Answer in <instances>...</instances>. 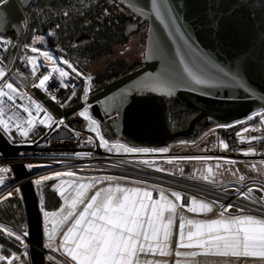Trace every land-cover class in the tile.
<instances>
[{"label":"water","instance_id":"95a60500","mask_svg":"<svg viewBox=\"0 0 264 264\" xmlns=\"http://www.w3.org/2000/svg\"><path fill=\"white\" fill-rule=\"evenodd\" d=\"M32 1L0 3V37H6L11 31L15 35L5 67L25 87L29 85L14 71L12 61L16 45L26 30L22 17ZM116 1L139 19L126 24L124 36L147 23L140 66L96 89L88 87L87 101L85 91H78V96H73L64 107L46 98L40 89L30 87L55 115L70 117L91 105L89 111L99 122L103 116H113L108 122L116 139L132 147L161 149L177 138L191 135L203 118L212 126L226 125L264 109V0H158L163 21L155 16L151 0ZM84 37L86 33L81 32L75 40ZM67 39L70 42L72 38L67 34ZM181 59L206 83L196 84L183 73ZM157 76L165 81L159 90L146 88V84H151L150 78ZM71 78L77 89L79 80L72 75ZM169 99L180 101L195 112L183 129H170ZM33 148V145L12 143L0 129V157L16 158L21 151ZM152 155L156 159L146 165L163 160L175 168L179 164V159L172 160L171 153ZM250 166L254 172L258 171L256 163L251 162ZM207 167L213 168V164L204 163L203 175ZM10 168L14 180H21L30 172L23 164H11ZM260 168L264 171V163ZM19 197L28 232L25 241L29 264H44L47 250L41 212L30 180L20 182Z\"/></svg>","mask_w":264,"mask_h":264},{"label":"snow or ice","instance_id":"6c2138e0","mask_svg":"<svg viewBox=\"0 0 264 264\" xmlns=\"http://www.w3.org/2000/svg\"><path fill=\"white\" fill-rule=\"evenodd\" d=\"M6 3L7 0H4ZM151 8L157 18L163 21L164 17L161 13V4L158 0H151ZM67 15V13H65ZM37 40L43 41V37H37ZM27 47V46H25ZM32 53H38L47 61L53 64L57 63V58L49 51L40 52L36 47L31 48ZM28 64L32 65V74L35 76L38 66L35 56L26 57ZM60 62L67 65L76 76L82 74L69 63L66 59H61ZM2 63V62H0ZM184 64L183 73L187 75L196 84H204L206 81L198 76L190 69L184 60H180ZM52 73H59L61 85L69 87L64 83L69 76V73L62 67H53L51 73L43 75L38 83L33 84L34 88L48 90V82L53 79ZM164 73L161 74L163 76ZM7 73L5 67L0 66V129L9 133L11 131L10 124L14 120L18 121L15 124L20 135L27 137L29 132L36 126L37 117L43 113V118L38 120V123L51 128L53 124L64 125V120H55L50 112L43 107L41 103L33 100L31 96H27L26 92L19 91L18 87L14 86L13 82L6 79ZM161 76L150 78L151 84H146L145 87H150L152 91H158L165 81ZM91 81V77L87 78ZM88 90H85V101H87ZM73 95L75 92L73 91ZM27 96L29 105L17 104V98L21 101ZM51 99L56 100V96L52 95ZM64 105L62 104L61 107ZM35 109V115L31 110ZM91 105L84 107L78 113L80 117L88 121L89 130L99 137V146L104 147L109 152L115 150L117 153L125 154L133 153H166L168 148L152 149L129 147L124 144H112L100 134L99 122L94 119L89 111ZM13 108H20L27 114L26 119L16 116L7 115V111ZM255 116L262 117L264 123V112H257ZM254 116H249L248 119H254ZM27 127H24V125ZM244 131H249L245 128ZM258 139L251 137L247 142ZM91 142V139L88 141ZM224 149L228 145L223 141L220 142ZM254 154L253 149H248L243 152V155ZM79 155V154H77ZM181 159H212L209 157H187ZM223 159L225 164H235L228 158ZM148 164V161H141ZM171 163V161H169ZM264 163V162H262ZM31 167V166H29ZM217 168L221 165L217 164ZM256 166L253 165V168ZM10 169L0 167V174L8 173ZM156 171H164L157 168ZM206 174L200 178L214 183V171L212 167H207ZM75 172H55L52 176H43L37 179L35 183L41 184L42 181L58 178L61 176L74 177ZM235 175V173H233ZM108 180L116 178L107 177ZM244 176L239 177V183H243ZM6 183V177L0 175V187ZM102 180L93 179L88 183L73 182L68 184L67 188L59 190V195L64 199V205L59 212H44L45 219L51 224L50 229L46 228L45 233L49 241V247L55 242L56 236L60 234V229L65 224L71 221L70 226L63 231L59 241L57 251H62L63 254L74 264H142L141 257L171 255V240L175 221L179 219V233L176 242L177 249H191L192 251L181 252L176 251L177 257L190 256L197 257L199 255H212L219 257L233 258H261L264 259V217H258L251 214H245L243 208H238L239 215L232 216L230 211L233 208L232 204L226 207L221 205L219 218L212 220H195L188 219L179 214L178 209L186 208L187 212L194 214H206L213 211L215 202H206L192 197L190 202L185 205L180 192L172 191L169 199L164 190L159 191L158 198L153 197V192L141 187H122L119 184L115 186L99 187ZM142 183V182H137ZM155 187V186H154ZM71 189V191H69ZM96 189L94 194L89 195V191ZM18 191V190H17ZM237 193L243 199H252L254 191L264 193V186L257 188L248 187L246 192H241L239 188ZM67 192V195H66ZM12 195L11 192L5 197ZM254 203L264 205V195H261L259 200H253ZM83 206L82 209L80 206ZM49 217L52 219L49 220ZM187 227V233L185 231ZM8 237H14L20 244H24V237L28 236V232L24 231L22 235L16 234L11 230H6ZM26 247V246H25ZM2 248V246H0ZM27 256V252L24 253ZM20 260L16 253L6 257L0 254V262L3 264H15V261ZM67 264V262H65ZM143 264H168L167 260H151L144 259ZM180 264V260L176 261Z\"/></svg>","mask_w":264,"mask_h":264},{"label":"built area","instance_id":"2783aa9c","mask_svg":"<svg viewBox=\"0 0 264 264\" xmlns=\"http://www.w3.org/2000/svg\"><path fill=\"white\" fill-rule=\"evenodd\" d=\"M4 0H0V3ZM26 27V26H25ZM22 41L16 45V51L13 57L12 65L14 66L15 61L18 55H21ZM4 41L0 37V66L5 67V62L8 54L3 53ZM53 67H62L67 71L62 65H47L36 71L35 76L31 78L28 83V87L23 86L18 80H16L13 75L10 73V70L5 67L7 76L6 79L9 82H13L14 86L18 87L19 91L26 92L27 96H31L33 100H36L38 103H41L44 108L51 113L55 120H64V125L53 124L51 128L42 127L38 123V117L43 115L40 113L37 117L36 126L29 132L27 137L20 135L17 131L15 124V118L11 122V130L15 133L14 144L22 145H33V149L23 150L20 152L19 156L16 158H2L0 157V165L10 169L8 173L1 174L6 177V183L4 186L0 187V198L7 196L9 192L12 195L19 196V184L24 180H30L33 184L35 181L44 175L54 174L55 172H66L72 171L75 172V177L78 178H91L102 180V184H98L97 188L104 186H112L119 184L120 186L126 187H141L151 190L153 192H159L161 189L165 191L166 195L169 196V199L174 200V197H171L170 189L176 190L181 193L183 197L184 204H187L189 201V196H195L206 202H215L213 205V211L206 214H194L187 212L185 208L178 209L179 214L199 220H211L219 218V213L222 210L221 205L225 207L228 204H232L235 212L230 214L232 216L239 215L237 211L238 208H243L245 214H251L258 217H264V205L260 203H254L253 200H259L261 193L259 191H254L252 194V199H243L236 191L237 188L241 192H246L248 187H253L254 189L260 186H264V177L258 176L257 172L249 174L243 169L238 170L236 163H245L250 166L251 162L259 165L264 162V123H262L261 116H255V113L252 114L255 118L246 123L243 127L238 128L231 134V138L234 140V144H228V141L222 136L218 135L216 139L217 153L213 154L214 156V166L221 164L225 167L223 159L216 158H228L232 161H235V164H227L228 167H233L230 171L223 172V177L217 178L214 183L192 179L183 175H177L174 173H167L164 171H156L150 165L142 163V159L147 160L148 158L154 157L153 155L143 153L142 156L134 157L131 154H122L117 153L115 150L109 152L107 149H102L103 147L99 146V139L97 136L90 132L85 125L75 126L74 123L70 122L68 117H58L52 111H50L42 100L38 99L31 91L30 87L33 84L38 83L39 79L43 75H48L51 73ZM68 72V71H67ZM69 73V72H68ZM53 79L48 82V90L40 89L46 98L51 99L52 95L56 96V100L52 101L57 105L67 106L70 99L75 96L73 91L76 92V86L74 81L71 78V74L64 83L69 85V87H64L61 85V78L59 73H52ZM27 96L23 101L17 98V104H23L25 106H30ZM63 106V107H64ZM35 115L34 107H31ZM258 112H262L261 110ZM20 118L27 117V114L22 111L20 108H13L7 111L8 116L13 114ZM257 113V112H256ZM24 127H27L25 124ZM247 128L249 131H244ZM38 133H41L38 136ZM251 137H257L258 139L247 142ZM89 139L91 142L89 143ZM221 141L228 145L226 152L220 149ZM109 142V145L116 144ZM253 149L254 154L252 155H243V152L248 149ZM153 149V148H152ZM242 149V151H238ZM79 154V155H77ZM142 154V153H141ZM232 155V156H231ZM11 164H23L30 172L21 180H14L13 173L11 171ZM31 166V167H29ZM234 171V172H233ZM260 171L261 168H260ZM231 173V174H230ZM235 173V175H233ZM264 175V171H262ZM244 176L245 180L243 183H239V177ZM107 177H113L116 179L108 180ZM142 183H137V182ZM35 186V185H34ZM155 186V187H154ZM18 190V191H17ZM96 189L89 191V195L95 192ZM176 225L179 223L177 218L175 221ZM44 230L46 228L50 229L49 223H43ZM22 235L20 233H17ZM60 235L56 236L54 245L58 249ZM177 239L171 241V255L166 256L165 258L168 261V264H176L177 260H187L191 261L193 264H201L202 261H206L209 258H216L219 256L212 255H199L197 257L182 256L177 257L175 255L177 250L176 247ZM24 246H27V242L24 237ZM59 255L63 259L64 263L74 264L67 257L61 254ZM222 258V257H219ZM226 258V257H224Z\"/></svg>","mask_w":264,"mask_h":264},{"label":"trees","instance_id":"16d2710c","mask_svg":"<svg viewBox=\"0 0 264 264\" xmlns=\"http://www.w3.org/2000/svg\"><path fill=\"white\" fill-rule=\"evenodd\" d=\"M130 15L116 0H33L26 10L25 16L22 17V25L26 26V30L21 44V55H18L13 69L26 82H29L33 77L32 65L27 63L26 57L35 56L38 65H40L36 71L47 65L59 64L69 73L76 76L67 65L60 62L61 59H66L82 74L79 77L76 76L79 80V86L83 83L84 76L88 75V77H91V81L88 80V87L96 89L112 79L133 70L138 65V61L128 62L124 57L117 56L108 60L102 69L97 71L91 69L100 60L109 58L116 49L125 46L123 45L126 40L123 35V29ZM81 32L86 33V37L76 41V35ZM67 34L72 38L70 42H68ZM41 36L44 38L43 41L36 39ZM2 39L5 45L3 53L6 55L15 42V35L11 31ZM30 47H36L41 52L49 51L59 56L60 59L57 60L56 64L52 62L47 64L39 52L32 53L31 49H29ZM77 92L78 88L75 94ZM167 102L170 129L176 131L186 127L194 112L180 101L169 99ZM248 117L226 125L216 126L211 131L214 139L216 140L218 135H222L228 141V144H234L231 134L253 120L248 119ZM77 125L84 124L77 122ZM206 127H212V125L198 121L191 135L177 138L173 142L193 140ZM100 131L107 141L112 143L118 141L108 121L100 123ZM2 132L11 142L17 140L12 130L9 133L3 130ZM187 149L183 151L185 152L184 154L192 155L190 154L191 146ZM243 170L246 171V169ZM250 170L249 174H253V169L250 168ZM50 182H52V179L42 181L41 184L35 186L41 212L44 246H46L48 241L43 227L44 212H59L63 206L62 197L56 190L48 186ZM40 188L41 192H39ZM5 197L0 198V222L11 226L16 232L22 234L26 231V220L21 199L18 195H11L6 199ZM44 222L48 221L45 219ZM0 246H2L0 254L11 255L16 253L20 259H23L22 264H29L27 246L20 244L14 237H8L1 229ZM46 250L47 253L53 251V249ZM25 252H27V256L24 255ZM0 264H3V262H0ZM44 264L65 263L64 261L59 263V260L55 262L45 255Z\"/></svg>","mask_w":264,"mask_h":264},{"label":"rangeland","instance_id":"374dc122","mask_svg":"<svg viewBox=\"0 0 264 264\" xmlns=\"http://www.w3.org/2000/svg\"><path fill=\"white\" fill-rule=\"evenodd\" d=\"M31 48L32 47H30L29 49H31ZM143 50H144V45L140 42V40H138L137 38H132V39H130V40H128L126 42L125 46H123L121 48L119 47L118 49H116L114 51V53L109 58H105V59L100 60V62L97 63L95 66L91 67V69L93 71L100 70V69H102L104 67L105 63L108 60H110L112 58H115L117 56L124 57L128 62L139 61L142 58ZM51 54L54 57H56L57 60L60 59L59 56H57V55H55L53 53H51ZM43 60H45L44 62L47 63V64L51 62V61H47L44 57H43ZM87 78H88V75H85L84 78H83V83L80 86L77 87L79 92H81V91L83 92V91H85L88 88V79ZM82 110H80V111H82ZM80 111L73 113L71 115V117H68V119H70V122L74 123L75 126H78L76 120L79 117L80 119H82L84 121L83 124L87 127V129H89L88 121L84 120L83 117H80L78 115V113ZM261 111L264 112V109H261ZM43 115L38 117V120L42 119ZM216 126H218V125H214V126L210 127V129H208L207 131L202 132L198 137H196L193 140H190V141H186V140L175 141V142L172 143L174 145V147L173 146L172 147L175 148L176 151H180V150L185 151V149H187L189 146H191L190 154H192V155H189V156H194V157H198L197 154H207V155H209L211 153H215L217 151L216 140L214 139L213 134H212L211 131H213ZM42 127L46 128L45 125H42ZM99 131H100V128H99ZM100 134L102 135L101 131H100ZM40 135H41V133H38V136H40ZM97 138L99 139V137H97ZM116 142L119 143V144H124V145H127L129 147H132V146L120 141V140H118ZM102 149H105V148L103 147ZM187 152H188V149H187ZM120 153L125 154L123 152H120ZM204 161H205L204 159H199V160L191 159V160H188V161L183 159L181 166L177 170V172H178L177 175H181V173L184 172L188 176H192V177L200 176L198 174H199V172L202 173L203 166H204ZM185 165H187V166H185ZM236 166L238 168H235V169H238V170L246 169V172H248V173H249V171L251 172L250 167L247 164H242V163L237 162ZM0 167H3V166L0 165ZM154 167L156 169L157 168L164 169V172H167V173H172V172L176 171L175 170V165L166 164V163H163V162L156 163V165ZM185 167H186V169H185ZM232 168L233 167H228V165L225 164V167H224L225 171H230V169H232ZM215 172L217 173V178H220L221 176L222 177L224 176L223 175L224 170H220V169L217 168V169H215ZM258 173H259V174H257L258 176L264 177V175H262V171H259ZM52 175L53 174L44 175V176H52ZM41 177H43V176H40L38 179H40ZM92 180L93 179H91V178H80L79 179L78 177H75V176L74 177L61 176V177H58V178H53L52 182H50V184H48V186L50 188L56 190V192L59 194L58 189L59 190H63L64 188H67L68 184H70V183H73V182L88 183V182H91ZM198 180H200V179H198ZM34 185L36 186L37 184L35 183ZM69 191H71V189H69ZM170 191L172 192V191H176V190L170 189ZM39 192H41V188H40ZM66 195H67V192H66ZM192 197H195V196H192V195L189 196L188 203L190 202ZM197 199L201 200L200 198H197ZM62 201H63V206H65L63 198H62ZM187 204H185V205H187ZM234 212H235V209L232 208L231 211H230V214H232ZM186 218H188V217H186ZM51 219L52 218L50 217L49 220H51ZM188 219H190V218H188ZM215 219H217V218H215ZM195 220H199V219H195ZM0 229L5 234H6V230H11V231H13L16 234L18 233L11 226H9L7 224H2L1 222H0ZM178 230H179V223L177 225L175 223V232L172 235V240L174 239V237H176V239L178 238V236H177L178 233H179ZM185 231L187 233V227H186ZM44 234L46 236V233H44ZM54 248H55V245H54ZM54 248L52 247L53 251L50 252V253H47L46 255L49 256V257L51 255L56 256L57 252H56V249H54ZM188 251H192V250L189 249V250H186L185 252H188ZM2 255L6 256V257L11 256V255H5V254H2ZM54 256H52L50 258L53 259L55 262H58V259H56ZM149 259H151V258H149ZM205 262H206V264H210V263L211 264H242L241 262H239V259L233 258V257L212 258V259L209 258L206 261H204V264H205ZM22 263H23V259L15 261V264H22ZM142 264H143V261H142ZM248 264H264V259H261V258L260 259H250V260H248Z\"/></svg>","mask_w":264,"mask_h":264},{"label":"flooded vegetation","instance_id":"af4514ba","mask_svg":"<svg viewBox=\"0 0 264 264\" xmlns=\"http://www.w3.org/2000/svg\"><path fill=\"white\" fill-rule=\"evenodd\" d=\"M129 14H131L130 16H129V20L126 22V24L127 23H136L139 19H138V17H136L134 14H132V13H130L128 10H126ZM126 24H125V26H126ZM125 26H124V29H125ZM124 29H123V32H124ZM146 33H147V23L146 22H144V23H142V24H140L139 26H138V29H137V31L136 32H134V33H132V34H130L129 36H124V38L126 39L125 40V43L123 44V45H125L126 44V42L128 41V40H130V39H132V38H137L138 40H140V42L143 44V45H145V40H146ZM124 35V34H123ZM4 41V40H3ZM143 52H144V50H143ZM142 58H143V54H142ZM142 58H141V60H139L138 61V65L135 67V68H137L138 66H140V64H141V62H142ZM134 68V69H135ZM71 74V73H70ZM72 76H74L75 78H76V76L75 75H73V74H71ZM75 96H78V93H76L75 94ZM194 112V111H193ZM194 114H195V112H194ZM104 117V119L101 121V122H99L98 120V122H99V124L100 123H102L103 121H109L113 116H103ZM77 122H84L82 119H80L79 117L77 118V120H76ZM200 121H202L204 124L205 123H207L208 124V122L206 121V119H201ZM209 125V124H208ZM205 126V125H204ZM211 126V125H210ZM208 129H210V127H206V128H204V130H203V132L204 131H207ZM173 142H171V143H169L165 148H168L169 149V151L168 152H166V153H171L172 154V160L174 159H179V164H178V166H177V168H175V172H172V173H174V174H178V172H177V169L179 168V165L180 164H182V161H183V159H181V158H185V152H183L182 150H180V151H176L175 150V148H173L174 147V145L172 144ZM173 146V147H172ZM158 154V153H161V152H152V153H149L150 155H152V154ZM143 154V153H142ZM145 154H148V153H145ZM198 155V157H209V158H212V159H207V160H205L204 161V163L206 162V161H210L212 164H213V171H214V173H215V176L213 177L214 178V180L216 181V179H217V173L215 172V169H217V167H215L214 166V156H213V154L211 153V154H209V155H207V154H197ZM156 158L155 157H151V158H148L147 159V161L148 162H150V161H152V160H155ZM185 160V159H184ZM243 164H245V163H243ZM221 165V164H220ZM218 169H220V168H218ZM224 169V167L221 165V169L220 170H223ZM257 169H258V172L260 171V166L259 165H257ZM203 175V170H202V173H201V176ZM213 178H211L210 177V180L211 179H213ZM200 180H203V179H200ZM203 181H205V180H203ZM43 223H45L44 221H43Z\"/></svg>","mask_w":264,"mask_h":264},{"label":"crops","instance_id":"0c3cea01","mask_svg":"<svg viewBox=\"0 0 264 264\" xmlns=\"http://www.w3.org/2000/svg\"><path fill=\"white\" fill-rule=\"evenodd\" d=\"M187 157H194V156H189V155H185V158H187ZM185 160H191V159H185ZM161 162H163V163H166L164 160L163 161H160L159 163H161ZM167 164V163H166ZM156 165V162H155V164H153V165H150L151 167H154ZM181 166V164L179 165V167ZM185 166H187V165H185ZM154 169H156L155 167H154ZM179 169V168H178ZM177 169V170H178ZM185 169H186V167H185ZM181 175H183V176H186V177H189V178H192V179H201L200 177H201V172H199V174L198 175H200V176H194V177H192V176H188L187 174H185L184 172H182L181 173ZM80 179V178H79ZM112 186H115V185H112ZM104 187H108V186H104ZM122 187H126V186H122ZM129 188H131V187H129ZM153 192V191H152ZM92 194H94V193H92ZM91 194V195H92ZM158 196H159V192H153V197L154 198H158ZM82 205L80 206V208L82 209ZM190 219H192V218H190ZM45 223H49V222H45ZM50 224V223H49ZM70 224H71V221H69L68 222V224H65L64 226H63V228H61L60 229V238H59V241H60V239H61V237H62V234H63V231H65L66 230V228L68 227V226H70ZM50 227H51V224H50ZM173 234H174V232H175V225H174V228H173ZM178 232H179V230H178ZM178 236V235H177ZM177 240H178V238H177ZM54 243V242H53ZM51 244V246L49 247L48 245H49V241H47L46 242V246L45 247H47L46 249H52V247L54 248V244ZM170 247H171V245H170ZM58 248H59V244H58ZM54 249H56V247L54 248ZM186 250H189V249H181L180 251L181 252H185ZM61 252V254H63V252L62 251H60ZM60 253H56V256H54V255H51L50 257H52V256H54L56 259H58L59 260V263H62L63 262V259L61 258V256L59 255ZM64 255V254H63ZM65 256V255H64ZM66 257V256H65ZM149 258H151L152 260H166V258L165 257H162V256H159V255H156V256H148V257H141V260L143 261L144 259H149ZM216 258H219V257H216ZM222 258H224V257H222ZM226 258H228V257H226ZM211 259V258H210ZM242 259H246L245 260V264H248V260H250V259H260V258H242ZM248 259V260H247ZM180 264H193L191 261H185V260H180ZM201 264H204V261H202V263ZM205 264H206V262H205ZM211 264V263H210Z\"/></svg>","mask_w":264,"mask_h":264},{"label":"bare ground","instance_id":"6f19581e","mask_svg":"<svg viewBox=\"0 0 264 264\" xmlns=\"http://www.w3.org/2000/svg\"><path fill=\"white\" fill-rule=\"evenodd\" d=\"M220 149H221L222 151H224V152H226V150H227V149H224L222 145H221ZM238 151H242V149H240V150H238ZM245 260H246V259L239 258V262H241L242 264H245V263H244Z\"/></svg>","mask_w":264,"mask_h":264}]
</instances>
